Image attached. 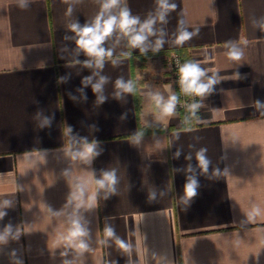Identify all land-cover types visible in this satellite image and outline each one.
<instances>
[{
  "label": "crops",
  "instance_id": "crops-1",
  "mask_svg": "<svg viewBox=\"0 0 264 264\" xmlns=\"http://www.w3.org/2000/svg\"><path fill=\"white\" fill-rule=\"evenodd\" d=\"M106 2L0 0V264H264V0ZM124 9L152 34L98 64ZM172 51L213 81L189 124Z\"/></svg>",
  "mask_w": 264,
  "mask_h": 264
},
{
  "label": "clouds",
  "instance_id": "clouds-1",
  "mask_svg": "<svg viewBox=\"0 0 264 264\" xmlns=\"http://www.w3.org/2000/svg\"><path fill=\"white\" fill-rule=\"evenodd\" d=\"M117 3L118 0H107V2L103 5V8L108 9L115 6ZM161 7L167 8L169 6L164 3V0H161ZM171 7L175 6L173 5ZM160 19H163V15L160 16ZM101 20L102 15L97 17L96 23L93 27H85L80 30L78 32L80 39L77 41L79 47L83 48L89 55H94L98 58V64L105 55H111L110 51L108 53H105L104 49L100 47V45L103 43L105 38L113 32L114 28L118 27L125 35H130L131 33L136 32V29L133 26L138 23V20L136 18L130 16V13L127 9L121 11L119 19H117V17L115 16H110L108 19L103 20V23H101ZM153 23V20L146 21L143 25L140 26L139 31L136 32L135 35H131L129 42L132 47H140L144 43L147 38L145 33H147L148 35L152 34ZM73 31H76L75 25H73ZM188 38L189 36L187 33L181 34L177 39V43H182ZM161 43V41H157V48L160 47ZM143 51L144 49L141 48V52ZM229 55L233 59H239L240 57V53L236 51L230 52ZM203 75L204 73L198 67V65L194 63L183 65L180 68V82L182 85V90L185 93H195L197 95H202L203 93H205L209 89L213 81L209 80L207 84L201 83L200 78ZM117 83L118 86L124 87L125 90H131L130 85L120 84L119 81ZM155 99L157 101V104H159L161 98L157 96L155 97ZM175 102V96L169 98L168 102L163 106V111L165 114L170 115L173 112ZM192 107L195 108L196 105H193ZM198 159L200 160L201 165L206 167L207 162L204 160L203 156H198ZM189 191L191 192V186L189 187ZM80 234L81 233L79 231L72 233L73 236ZM109 234H111L110 230ZM80 247H84V245L81 244Z\"/></svg>",
  "mask_w": 264,
  "mask_h": 264
},
{
  "label": "built area",
  "instance_id": "built-area-1",
  "mask_svg": "<svg viewBox=\"0 0 264 264\" xmlns=\"http://www.w3.org/2000/svg\"><path fill=\"white\" fill-rule=\"evenodd\" d=\"M164 59L166 60L167 67L172 74L174 96L176 97L174 105L175 111L178 115H181L184 124H189L193 116L199 110L201 95L185 93L182 90L180 68L183 65L188 64V62L183 59L179 51L170 52ZM193 105H196V107L193 108Z\"/></svg>",
  "mask_w": 264,
  "mask_h": 264
},
{
  "label": "trees",
  "instance_id": "trees-1",
  "mask_svg": "<svg viewBox=\"0 0 264 264\" xmlns=\"http://www.w3.org/2000/svg\"><path fill=\"white\" fill-rule=\"evenodd\" d=\"M186 61V60H185Z\"/></svg>",
  "mask_w": 264,
  "mask_h": 264
}]
</instances>
